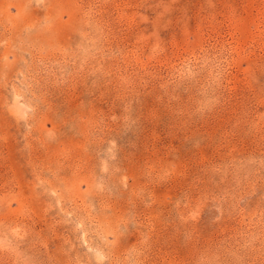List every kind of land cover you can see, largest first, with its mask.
Listing matches in <instances>:
<instances>
[{
	"label": "rangeland",
	"instance_id": "obj_1",
	"mask_svg": "<svg viewBox=\"0 0 264 264\" xmlns=\"http://www.w3.org/2000/svg\"><path fill=\"white\" fill-rule=\"evenodd\" d=\"M0 264H264V0H0Z\"/></svg>",
	"mask_w": 264,
	"mask_h": 264
}]
</instances>
